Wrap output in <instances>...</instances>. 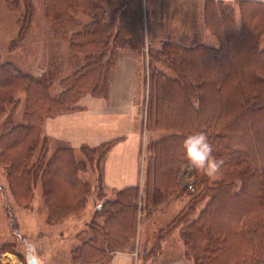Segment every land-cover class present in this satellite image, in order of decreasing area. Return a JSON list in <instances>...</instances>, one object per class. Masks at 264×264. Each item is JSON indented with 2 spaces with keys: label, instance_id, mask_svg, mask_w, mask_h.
<instances>
[{
  "label": "trees",
  "instance_id": "16d2710c",
  "mask_svg": "<svg viewBox=\"0 0 264 264\" xmlns=\"http://www.w3.org/2000/svg\"><path fill=\"white\" fill-rule=\"evenodd\" d=\"M35 1L6 0L11 9H24L21 36L32 20ZM40 1L60 29L79 24L78 11L91 17L72 28L69 37L71 48L83 57L73 73L61 78L58 96L51 94L48 80L10 62L0 66V164L22 205L31 203L33 184L41 180L48 220L58 224L86 204L91 184L80 172L119 138L83 146L84 160L68 146L47 158L45 114L76 108L87 94L107 98L118 52L146 45L145 23L142 0H123L112 12L107 0ZM202 19L217 45L197 35L162 40L159 46L149 43L146 127L169 133L148 144L143 186L117 190L106 201L104 221L91 220V234L72 251L74 259L109 264L113 252L134 248L131 237L140 212L151 213L187 191L189 201L161 229V237L178 228L185 257L193 264H264V2L225 5L223 0H204ZM20 93L25 96L24 121L15 123ZM198 132L208 136L213 156L224 165L215 178L193 169L195 183L183 187V140ZM10 245L0 244V253Z\"/></svg>",
  "mask_w": 264,
  "mask_h": 264
},
{
  "label": "rangeland",
  "instance_id": "374dc122",
  "mask_svg": "<svg viewBox=\"0 0 264 264\" xmlns=\"http://www.w3.org/2000/svg\"><path fill=\"white\" fill-rule=\"evenodd\" d=\"M122 1L109 0L107 8L114 9L120 6ZM142 1L146 46L143 48L139 46V48H135V51L138 52L141 50L147 58L148 46L151 40L154 41L152 44L155 46H159L162 40L166 39L183 40L186 38L178 36L176 33L184 31L183 28L186 29L190 25L197 26V20L193 22L189 20L187 22L185 19L188 16V12H190L188 0H184L185 2L183 0ZM194 11L196 10H192L190 14L193 15ZM237 14L239 17L238 12ZM191 15L189 16L192 17ZM23 17V8L11 9L6 0H0V66L10 62L34 77L48 80L51 83V94L58 96L59 92L62 91L60 84L61 78L73 73L83 57L82 53L74 51L70 46L69 37L72 28L75 27L74 29H76L80 27V23L90 21L91 17L78 11L76 18L78 22L80 21L79 24L75 23L69 26L70 28L64 27L60 29L47 16L43 2L36 0L32 20L28 25L29 27L25 35L21 36ZM198 20L202 22L203 26V19L200 17ZM209 32V30L206 31L207 36L202 38L211 45H217V39ZM171 34L174 35L168 36ZM261 45L264 47V35L261 39ZM122 49L118 52L117 60L123 54ZM146 72V79H148V70ZM142 75L144 76L141 65L137 73V76L141 77L137 80L135 86L137 97L134 99V116H131V114L125 117L113 116L108 121L110 128L112 125H116L122 129L121 132L126 135L125 143L132 144L131 158L133 161V170L131 172H134L135 164H139L142 170L143 163L145 162L146 167L149 156L147 151L148 144L169 133L167 130H150L146 128L145 112L143 110L144 106H146L145 86L143 84L144 81L142 80L141 82ZM24 98V93L18 95V102L15 105L13 115L15 123H22L24 121ZM101 100V97L87 94L78 101V107L70 109L72 111L79 110L86 106L87 111H89L95 104L100 103ZM71 110L49 111L45 115L49 117L55 113ZM99 119L100 121L95 127L99 126L101 129L100 131L97 130L99 135L92 142L95 143V146L111 139V136H105L108 126L102 122V115H100ZM42 134L47 139L49 145L47 158L52 156L59 147H63L62 144H66L65 142H61V140L47 135V131L43 128V125ZM73 147H75L77 159H86L84 151L74 144ZM39 154L40 148L38 147L34 153L35 159ZM106 155L107 153L92 165L88 163V167L80 172V176L91 184V192L88 194L87 200H85L86 204L84 208L71 214L64 222L58 224H52L48 220L47 207L42 194L41 180L38 179L33 184V198L31 199V203L27 206L22 205L15 197L17 194H12L9 180L6 177L7 172L0 164V244L11 243L12 245H10L8 250L1 251L0 253L3 264H12L14 262L13 259L17 264H30L31 258H35L38 264H85L81 260L74 259L72 251L90 235L89 223L91 220L96 219L97 222L101 223L105 219V209L102 208L106 204L107 196L110 195V198H112L111 188L107 185V181L105 183L103 177V163ZM180 170L182 181L180 184L183 187L195 183L193 169L184 166ZM123 172L121 171L115 175L114 182L116 184H119L121 181L119 176ZM62 190L64 189L61 188L59 194L63 193L61 192ZM189 199L190 195L185 191L181 196L178 195V198L167 205L165 203L166 207L159 213L154 212L150 215L143 214L136 231L132 234L133 237H131L133 238L132 243H134L137 234L140 232V250L144 255L143 257L152 256V254L160 252L159 249L162 245L161 254L159 253V261L176 255L179 249L185 251L183 240L179 237L178 228L173 229L169 234L163 235L164 237L160 236V231L162 228L168 226L169 222L174 220ZM203 205L204 203H201L198 210ZM141 225L142 229L139 228Z\"/></svg>",
  "mask_w": 264,
  "mask_h": 264
},
{
  "label": "crops",
  "instance_id": "0c3cea01",
  "mask_svg": "<svg viewBox=\"0 0 264 264\" xmlns=\"http://www.w3.org/2000/svg\"><path fill=\"white\" fill-rule=\"evenodd\" d=\"M236 1L237 0H234L233 4H235ZM259 1L264 2V0ZM183 2L185 1L183 0ZM107 4H109V0H107ZM203 4L204 0H188L190 12H188V16H186L185 19L187 22H189V20L190 22L197 20V26L195 27L193 25H190L186 27V29L183 28L184 31L176 33L178 36H207L205 32L208 30H206L204 26H202V22L198 20L200 17L203 18ZM107 9L110 12L114 10L109 8ZM192 10H196L194 11L193 15L190 14ZM189 15H191L192 17H190ZM147 35L150 36L149 34ZM172 35L174 34L168 36ZM150 42L153 43L154 41L151 40ZM122 51L123 54L117 60V63L112 72L110 90L107 98L101 97V102L95 104V106L92 107L89 111H87V107L85 106L79 110L76 109L73 111L71 110L61 113H55L49 117L45 115V119L43 120V128L46 129L47 135L52 136L57 140H61V142H65L66 144H62L63 146L75 148L73 147L74 144L76 147H79L81 149L83 146L96 147L95 143L92 142L99 135L98 131H100L101 128L99 126H95L99 123L100 115H102V122L108 126L105 132V136H111V139L109 140L119 138V140L108 151L103 163V177L105 183L107 181V185L111 188L112 192V198H110L109 195L107 196L108 198H106V201L113 199L117 190L135 185H140V187H142L145 180V162L143 163L144 167L142 166V170L140 169L139 164H135V170L134 172H131L133 170V161L131 158L132 144L125 143L126 135L125 133L121 132L122 129L118 128V126L116 125H112L110 128L108 123L109 118L113 116L125 117L128 114L134 116V99L135 97H137V90L135 86L137 84V80L141 77L137 76L138 70L141 65L144 73V76L142 75L143 79L141 78V82L143 80V84L145 86V103L147 101V92L149 90L148 81L146 79V71L149 69L148 58L146 57L144 52H141V50L136 52L135 49H122ZM143 110L145 112L146 124V106H144ZM184 166L187 167L188 164H185ZM139 169L140 171H138ZM121 171H124L123 174L119 176L121 178V181L119 182V184H116L114 182V177ZM84 180L86 179L84 178ZM179 180L181 183V174L179 176ZM176 198H178V195L172 197L169 202L167 201L166 205ZM166 205L164 204L154 209L151 213H147V211L140 212V219L142 218L143 214L150 215L154 212L159 213L166 207ZM139 228L142 229V225ZM89 236L87 237V239L89 238ZM84 240L82 241V243L84 242ZM134 241L135 242L133 243V249L117 250L115 251V253L113 252V254H111L109 264H193L189 259L185 257V253L180 249L176 255L169 256L166 259L159 261V255L161 254L160 252L162 251L163 245L160 246V252H156V254H152V256L143 257L144 255L140 250V232L137 234ZM82 243L80 245H82ZM13 261L14 262H12V264H17L14 259Z\"/></svg>",
  "mask_w": 264,
  "mask_h": 264
},
{
  "label": "clouds",
  "instance_id": "9594fccd",
  "mask_svg": "<svg viewBox=\"0 0 264 264\" xmlns=\"http://www.w3.org/2000/svg\"><path fill=\"white\" fill-rule=\"evenodd\" d=\"M234 0H223L225 5H230ZM184 156L188 167L209 178H215L221 173L224 161L213 156V146L208 136L203 132L188 135L183 140Z\"/></svg>",
  "mask_w": 264,
  "mask_h": 264
},
{
  "label": "water",
  "instance_id": "95a60500",
  "mask_svg": "<svg viewBox=\"0 0 264 264\" xmlns=\"http://www.w3.org/2000/svg\"><path fill=\"white\" fill-rule=\"evenodd\" d=\"M30 264H38L35 258H31Z\"/></svg>",
  "mask_w": 264,
  "mask_h": 264
},
{
  "label": "bare ground",
  "instance_id": "6f19581e",
  "mask_svg": "<svg viewBox=\"0 0 264 264\" xmlns=\"http://www.w3.org/2000/svg\"><path fill=\"white\" fill-rule=\"evenodd\" d=\"M147 146V145H146Z\"/></svg>",
  "mask_w": 264,
  "mask_h": 264
}]
</instances>
